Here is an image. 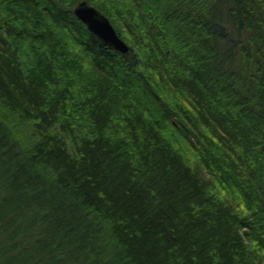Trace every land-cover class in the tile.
<instances>
[{
  "label": "trees",
  "instance_id": "1",
  "mask_svg": "<svg viewBox=\"0 0 264 264\" xmlns=\"http://www.w3.org/2000/svg\"><path fill=\"white\" fill-rule=\"evenodd\" d=\"M0 0V264H264V0Z\"/></svg>",
  "mask_w": 264,
  "mask_h": 264
},
{
  "label": "water",
  "instance_id": "2",
  "mask_svg": "<svg viewBox=\"0 0 264 264\" xmlns=\"http://www.w3.org/2000/svg\"><path fill=\"white\" fill-rule=\"evenodd\" d=\"M72 14L85 26L86 30L109 49L120 53L127 51V45L118 37L107 18L84 0L72 8Z\"/></svg>",
  "mask_w": 264,
  "mask_h": 264
},
{
  "label": "bare ground",
  "instance_id": "3",
  "mask_svg": "<svg viewBox=\"0 0 264 264\" xmlns=\"http://www.w3.org/2000/svg\"><path fill=\"white\" fill-rule=\"evenodd\" d=\"M108 20V19H107ZM111 25V24H110ZM113 28V27H112Z\"/></svg>",
  "mask_w": 264,
  "mask_h": 264
}]
</instances>
